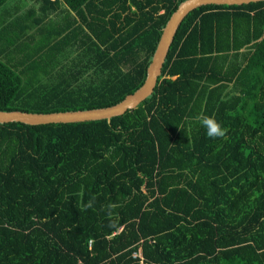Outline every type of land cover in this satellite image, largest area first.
<instances>
[{"label": "trees", "instance_id": "obj_1", "mask_svg": "<svg viewBox=\"0 0 264 264\" xmlns=\"http://www.w3.org/2000/svg\"><path fill=\"white\" fill-rule=\"evenodd\" d=\"M183 1L34 0L0 23V111L121 102ZM137 250L144 264H264V1L190 12L153 93L109 122L0 124V264H137Z\"/></svg>", "mask_w": 264, "mask_h": 264}, {"label": "water", "instance_id": "obj_2", "mask_svg": "<svg viewBox=\"0 0 264 264\" xmlns=\"http://www.w3.org/2000/svg\"><path fill=\"white\" fill-rule=\"evenodd\" d=\"M262 1L264 0H184L178 5L162 29L151 62L147 67L146 78L143 85L134 93L127 95L121 102L105 108L55 113L0 111V124L21 123L30 126H38L84 123L99 120H107L109 122L112 118L121 116L128 110L136 109L138 105L153 93L174 36L180 24L190 12L199 7L208 5L241 6Z\"/></svg>", "mask_w": 264, "mask_h": 264}, {"label": "rangeland", "instance_id": "obj_3", "mask_svg": "<svg viewBox=\"0 0 264 264\" xmlns=\"http://www.w3.org/2000/svg\"><path fill=\"white\" fill-rule=\"evenodd\" d=\"M34 0H8L3 6L0 7V23L2 21H8L10 19H13L15 17H11L13 14V11L19 12L20 14L23 13L24 11H26L28 8H36V4H33ZM13 6L15 8H13ZM35 15L36 16H40V13L38 11H35ZM19 14H17L18 16ZM54 19L57 18H48L45 20V22H48V24H51ZM47 26V25H44ZM6 36L7 37H13L14 33L6 31ZM6 37V38H7ZM5 40V37H3ZM41 39H36L32 42L31 46H34V44H38L40 42ZM1 43V42H0ZM3 43V42H2ZM1 43V44H2ZM70 52L67 54V56L64 57V61H71L74 60L76 58H78V52L77 50H75L73 47L71 49H69ZM93 74V68H91L85 75L82 76L80 82H89L90 80V76Z\"/></svg>", "mask_w": 264, "mask_h": 264}, {"label": "clouds", "instance_id": "obj_4", "mask_svg": "<svg viewBox=\"0 0 264 264\" xmlns=\"http://www.w3.org/2000/svg\"><path fill=\"white\" fill-rule=\"evenodd\" d=\"M195 119L198 120L200 125L206 129V134L209 138L215 140L223 139L226 136L227 129L223 128L214 117L199 115L195 117ZM91 206L92 202L89 201L85 206V209L90 208ZM113 207H115V205L108 206L109 209H112Z\"/></svg>", "mask_w": 264, "mask_h": 264}, {"label": "crops", "instance_id": "obj_5", "mask_svg": "<svg viewBox=\"0 0 264 264\" xmlns=\"http://www.w3.org/2000/svg\"><path fill=\"white\" fill-rule=\"evenodd\" d=\"M62 7H63V5H62ZM13 8H15L14 6H13ZM13 13H15V14H13L11 17H15V16H17V14H19V16H21V15H25L26 14V11H24L23 13H19V12H16V11H13ZM57 16L60 18L61 17V15H59V13L58 12H49L48 14H47V17L48 18H57ZM58 18V19H59ZM58 19H54L53 21H51L52 23H56V22H58L59 20Z\"/></svg>", "mask_w": 264, "mask_h": 264}, {"label": "built area", "instance_id": "obj_6", "mask_svg": "<svg viewBox=\"0 0 264 264\" xmlns=\"http://www.w3.org/2000/svg\"><path fill=\"white\" fill-rule=\"evenodd\" d=\"M131 258L133 260H138L137 264H144L143 263V257H142V254H141L140 250H137V251L133 252L132 255H131Z\"/></svg>", "mask_w": 264, "mask_h": 264}, {"label": "flooded vegetation", "instance_id": "obj_7", "mask_svg": "<svg viewBox=\"0 0 264 264\" xmlns=\"http://www.w3.org/2000/svg\"><path fill=\"white\" fill-rule=\"evenodd\" d=\"M131 9L134 10V11L136 10L135 7H131ZM160 13H161V12H160Z\"/></svg>", "mask_w": 264, "mask_h": 264}]
</instances>
